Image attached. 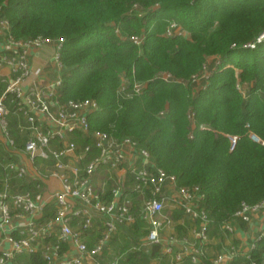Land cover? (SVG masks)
<instances>
[{"label":"trees","instance_id":"16d2710c","mask_svg":"<svg viewBox=\"0 0 264 264\" xmlns=\"http://www.w3.org/2000/svg\"><path fill=\"white\" fill-rule=\"evenodd\" d=\"M0 19L16 39H64L58 99L95 100L91 131L136 140L179 185L197 186L210 237L224 238L220 225L242 202L264 198V143L249 135L264 142V42L243 47L264 31V0H0ZM172 22L186 34H165ZM136 83L144 84L140 92ZM3 89L0 82V94ZM8 120L14 146L21 148L18 117L11 113ZM228 135L237 136L233 149ZM73 140L90 142L79 134ZM8 154L0 145L2 162L15 159ZM105 170L98 167L102 176ZM11 184L21 191L32 185L16 179ZM113 184L108 180L105 192ZM131 196L135 221L118 228L103 262L118 257V264H192L190 256L171 261L163 243L141 245L146 223L139 216L140 197ZM53 215L49 204L41 221ZM182 215L176 210L172 218ZM181 228L175 227L177 238L184 236ZM86 239L91 245L93 233ZM202 248L198 264H209L217 247ZM14 262L46 264L40 251L16 253ZM228 264H264V243L257 241L248 256Z\"/></svg>","mask_w":264,"mask_h":264},{"label":"built area","instance_id":"2783aa9c","mask_svg":"<svg viewBox=\"0 0 264 264\" xmlns=\"http://www.w3.org/2000/svg\"><path fill=\"white\" fill-rule=\"evenodd\" d=\"M172 33L185 35L175 22L165 30L167 35ZM133 40L140 43L138 37ZM63 41L49 37L16 39L9 33V22L0 19V82L4 85L0 94V145L9 152L6 158H17L21 153L25 156L24 163L18 159L0 160V239L8 244L0 251V264H15L16 253L36 251L41 252L46 264H118V257L103 262L104 249L121 225L135 221L131 196L134 193L140 197L139 216L147 229L141 245L163 243V252L173 255L174 262L181 263L190 256L191 263L198 264L204 253L202 247L210 240L209 219L200 206L203 195L199 188L179 185L174 174L150 161L148 150L136 140L118 138L102 130L91 131L88 118L99 107L95 100L58 99L59 51ZM260 42H264V31L243 47L252 49ZM46 45L53 48L48 64L33 66L32 56ZM202 76H206L205 67ZM143 87V83H136L134 91L140 92ZM11 113L17 115L24 135L18 149L9 129ZM74 134L90 142L78 145ZM249 135L264 143L256 134ZM228 138L233 149L237 136ZM86 156L88 161L82 165ZM102 166L109 177L101 183L99 179L93 181L94 172ZM50 178L60 186L50 190ZM12 179L32 185L21 191L12 186ZM110 179L114 184L105 192ZM49 204L54 207V215L41 221ZM166 207L181 210L195 223L197 242L191 244L185 236L162 237L161 231L173 222L172 215L164 213ZM256 216L261 224L247 232L248 243H227L209 264H228L238 256H248L257 241L264 243V198L254 204L242 202L232 217L221 223L220 230L224 235L232 234L237 226L252 222ZM100 227L98 233L96 228ZM90 232L91 245L86 239ZM177 245L180 250L173 254Z\"/></svg>","mask_w":264,"mask_h":264},{"label":"crops","instance_id":"0c3cea01","mask_svg":"<svg viewBox=\"0 0 264 264\" xmlns=\"http://www.w3.org/2000/svg\"><path fill=\"white\" fill-rule=\"evenodd\" d=\"M52 50H53V48H52L51 45L43 46L41 49H39L37 51V53H35L32 56L31 62L33 63V60L35 58H37V57L40 58V56H44L45 58L48 57V56L50 57V54H51ZM48 62H49V59H45L43 61V64L47 65ZM37 67H42V66H37ZM51 76H53V74H51ZM23 155L24 154L21 153L20 155L17 156V158L15 157V159H18V160H20V161H22L24 163V156ZM106 173H107L106 176H104L105 174H103L102 180L99 181L100 183L104 179H107L109 177V173L108 172H106ZM47 184H48L49 189L51 188V186H56V187L57 186H60L59 182L56 179H53V178L48 179ZM175 211H176V209L175 210L174 209L172 210L171 208L166 207L165 210H164V213H166L167 215H172V214H174ZM183 218H187L188 220H190L184 214L180 218H178L177 220H174L173 219L172 224L169 227L164 228L161 231L162 237H164L165 239H167L170 236L177 235L175 227H176L177 224H179L182 227L181 228V231L183 233L182 235H184L185 238H187L191 244H192V242H197V239H196L195 233H194L195 223L190 220L191 222L188 223L187 226H186L181 221V219H183ZM20 222L23 223L24 220H20ZM260 224H261V221H260V219H258V216H256V217L253 218V221L252 222L245 223L244 226H242V225L237 226L236 230L232 234L224 235V238L223 239L220 238V237L219 238L218 237H210V240H209V242L206 245L212 251H213V247L214 246L217 247L216 252L219 251L227 243H234L236 245L245 246V244H247L248 241H249L248 233L247 232L252 231L254 228L258 227ZM166 230H169L170 231V234L165 235L166 234L165 233ZM7 245H8L7 242L2 241L0 239V251H1V249H4L5 247H7ZM179 250H180V245H177L175 247V250H174L173 254L176 253ZM170 258H171V261H173L172 260L173 259V255H171ZM152 264H157V262L154 261Z\"/></svg>","mask_w":264,"mask_h":264},{"label":"rangeland","instance_id":"374dc122","mask_svg":"<svg viewBox=\"0 0 264 264\" xmlns=\"http://www.w3.org/2000/svg\"><path fill=\"white\" fill-rule=\"evenodd\" d=\"M186 34V33H185ZM140 40V39H139ZM45 59H49V56L48 57H44V56H40V58H35L34 60H33V66H44L45 64H43V61L45 60ZM47 62V61H46ZM163 76H165V74H163ZM24 156V155H23ZM24 159H25V156H24ZM92 178H93V181H95V180H98V179H100V180H102V178H103V176H102V174L98 171V170H96L95 172H94V174H93V176H92ZM55 188H57L56 186H51V188H50V190H54ZM181 221H182V223L184 224V225H186L187 226V224L188 223H190L191 221L190 220H188L187 218H183V219H181ZM165 235H167V234H170V231L169 230H166L165 231ZM170 236V235H169ZM171 257V256H170Z\"/></svg>","mask_w":264,"mask_h":264}]
</instances>
